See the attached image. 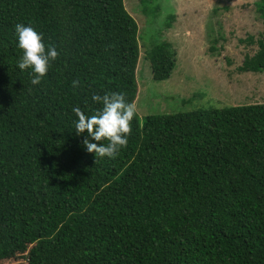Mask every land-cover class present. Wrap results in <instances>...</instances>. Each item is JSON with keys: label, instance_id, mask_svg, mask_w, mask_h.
<instances>
[{"label": "trees", "instance_id": "1", "mask_svg": "<svg viewBox=\"0 0 264 264\" xmlns=\"http://www.w3.org/2000/svg\"><path fill=\"white\" fill-rule=\"evenodd\" d=\"M139 5L157 15V0ZM18 23L59 53L39 85L18 68ZM140 36L124 0H0V261L264 264V103L136 114L114 159L76 134L73 108L102 107L93 94L136 101ZM246 40L239 71L264 72V32ZM146 57L154 81L170 78L171 43Z\"/></svg>", "mask_w": 264, "mask_h": 264}, {"label": "rangeland", "instance_id": "2", "mask_svg": "<svg viewBox=\"0 0 264 264\" xmlns=\"http://www.w3.org/2000/svg\"><path fill=\"white\" fill-rule=\"evenodd\" d=\"M255 0H157L158 12L143 13L139 0H124L140 36L134 104L140 122L148 115L264 103V72H240L247 42L264 32ZM169 17H174L170 20ZM167 41L177 53L167 80L154 81L146 49ZM27 264L18 255L0 264Z\"/></svg>", "mask_w": 264, "mask_h": 264}, {"label": "clouds", "instance_id": "3", "mask_svg": "<svg viewBox=\"0 0 264 264\" xmlns=\"http://www.w3.org/2000/svg\"><path fill=\"white\" fill-rule=\"evenodd\" d=\"M15 34L18 48L22 55L18 61L19 70L31 69L32 85H39L47 75L50 62L55 61L59 53L55 46L45 47L43 36L31 25H15ZM73 88L79 86L78 81H73ZM92 101L102 107L88 115L79 107L73 108L77 118L74 122L77 135L87 133L83 143L89 153L96 157L116 158L121 149L127 147L128 138L132 133L131 122L137 113L134 103L126 100L124 93L93 94ZM89 138L97 143H90ZM106 141L107 143H101Z\"/></svg>", "mask_w": 264, "mask_h": 264}]
</instances>
